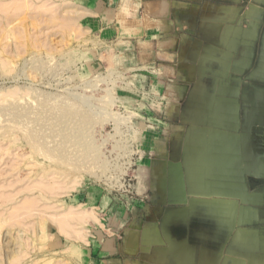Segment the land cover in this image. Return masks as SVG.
Instances as JSON below:
<instances>
[{
    "label": "crops",
    "instance_id": "0c3cea01",
    "mask_svg": "<svg viewBox=\"0 0 264 264\" xmlns=\"http://www.w3.org/2000/svg\"><path fill=\"white\" fill-rule=\"evenodd\" d=\"M84 1L148 92V200L90 197L88 264H264V0Z\"/></svg>",
    "mask_w": 264,
    "mask_h": 264
},
{
    "label": "rangeland",
    "instance_id": "374dc122",
    "mask_svg": "<svg viewBox=\"0 0 264 264\" xmlns=\"http://www.w3.org/2000/svg\"><path fill=\"white\" fill-rule=\"evenodd\" d=\"M84 2L0 0V218L13 220L0 227V264H88L87 242L67 238L45 214L74 206L84 220L75 229L88 238L99 220L89 200L96 192L129 212L148 200L137 177L147 126L126 100V90L148 96L147 87H132L130 51L101 34ZM125 170L139 196L126 195ZM34 179L49 183L46 195ZM32 209L46 212L43 223Z\"/></svg>",
    "mask_w": 264,
    "mask_h": 264
},
{
    "label": "bare ground",
    "instance_id": "6f19581e",
    "mask_svg": "<svg viewBox=\"0 0 264 264\" xmlns=\"http://www.w3.org/2000/svg\"><path fill=\"white\" fill-rule=\"evenodd\" d=\"M79 7V6H78ZM51 178V177H50ZM41 179V178H40ZM49 180H51V179H48V181ZM54 180V179H53ZM36 180L34 179V182H35ZM39 181V180H38ZM41 181H42V183H43V181H44V179L42 180L41 179ZM41 181H39V183L37 182V184L35 185V186H42L41 184L42 183H40ZM45 181H47V179H45ZM45 181H44V183H45ZM52 181V180H51ZM33 182V183H34ZM53 182V181H52ZM54 182H56L55 180H54ZM40 184V185H39ZM30 185V184H29ZM33 185V184H32ZM32 185H30L31 187H30V189L33 187ZM47 186H49V183L48 184H46ZM54 185V184H53ZM6 186V185H5ZM44 186H45V184H44ZM47 186H46V188H47ZM52 185H50V187H51ZM29 187V186H28ZM39 187V188H40ZM33 188H35V187H33ZM32 188V189H33ZM37 188V187H36ZM39 188H37V189H39ZM46 188H44L45 190H47ZM54 189V186H52L51 187V189ZM43 189V186H42V192L45 194V190ZM50 189V188H49ZM50 189V190H51ZM35 190V189H34ZM45 192H44V191ZM32 191V190H31ZM37 191H39V190H37ZM40 191H41V189H40ZM47 192H48V190H47ZM54 194V193H53ZM6 195V194H5ZM46 195V194H45ZM44 195V196H45ZM56 195V194H55ZM40 196H41V194H40ZM5 198H7V197H5ZM42 198V197H41ZM53 198V197H52ZM11 200H13L12 198H10ZM36 199H38V198H36ZM5 200V199H4ZM7 200H8V198H7ZM6 201V200H5ZM10 201V200H9ZM28 202H29V200H27ZM38 202V201H37ZM30 203H31V201H30ZM1 204V203H0ZM4 204H5V202H4ZM7 204V203H6ZM25 204V206H26V203H24ZM3 205V204H2ZM31 205H32V203H31ZM30 205V206H31ZM34 206L35 205H37V203L36 204H33ZM32 205V206H33ZM28 206V205H27ZM30 206H28V207H30ZM70 207V206H69ZM21 208V207H20ZM71 208H74V206H71ZM69 209V210H65V212H62V213H60V212H58V213H54L53 211H51L52 212V214H45L44 213V211H43V214H42V217H39V214L38 213H36L37 212V210L36 211H34V209H32V212H35V213H32L33 214V216L32 217H36V214H38V217L40 218H38L39 220H42V219H44V214H45V216L47 217V216H50L49 218H51V216H52V220H51V222L52 221H54V223H55V225H56V229L58 230V232H60V233H62L64 236H66L67 238H75V239H77V240H81V241H83V242H87L88 241V238H86V235H85V232H84V229H81V227L80 228H78L77 230L75 229V226H77V225H81V223H82V220H83V216H78V214L79 213H82L81 211H75V210H73V209ZM21 209H23V208H21ZM30 209H31V207H30ZM19 210V209H18ZM27 210H29L28 208H27ZM26 211V210H25ZM31 210H29V211H27V213L26 214H28L29 212H30ZM11 212V211H10ZM18 212V211H17ZM74 213H75V216H76V218H74V220H73V232L71 231L72 230V227H71V215L73 214L74 215ZM1 214V213H0ZM23 214H25V213H23ZM5 215V214H4ZM3 215V216H4ZM8 214H6V216H7ZM15 215V214H14ZM60 215H62V216H60ZM41 216V215H40ZM17 217V216H16ZM16 217H14V218H16ZM20 217H22L21 215H20ZM28 217H30V216H28ZM7 218V217H6ZM42 218V219H41ZM48 217H47V219H49ZM20 219V218H19ZM25 219V218H24ZM9 220V219H8ZM16 221H17V219H15ZM34 220V219H33ZM37 219H35L34 220V223L32 222V225L33 224H35V221H36ZM39 220H38V223H39ZM50 220V219H49ZM10 221V220H9ZM9 221H7V219L6 220H4L2 217L0 218V227L2 226V225H4V223L5 222H7V223H9ZM13 221V220H12ZM12 221H10V222H12ZM16 221H14L15 223L13 224L12 223V225L11 226H14V225H16ZM20 221V220H19ZM74 221H77V224L76 225H74ZM84 221V220H83ZM31 222V221H30ZM6 223V224H7ZM20 223V224H19ZM17 225H18V227L20 228V225H22L23 223H24V221L21 223V222H19ZM41 223H43V220L41 221ZM27 224V223H26ZM30 224V223H29ZM16 225V226H17ZM32 225H31V227H30V229L32 228ZM9 226V225H8ZM27 226H29L28 224H27ZM24 227V229L25 228H27V230L29 229L28 227ZM4 227V226H3ZM6 227H7V225H6ZM35 227V226H34ZM71 227V228H70ZM2 228V227H1ZM21 228L23 229V227L21 226ZM23 229V230H24ZM1 230V229H0ZM23 230H21L22 231V234L23 233H25V231H27V230H25L24 232H23ZM18 231H19V229H18ZM31 231H33V229L31 230ZM20 232V231H19ZM21 233V232H20ZM33 233V232H32ZM85 235V236H84ZM20 237H21V235H19ZM32 236H33V234H32ZM19 237V238H20ZM26 241H24V243H25ZM22 243V242H21ZM21 245V244H20ZM26 245H27V243H26ZM21 247V246H20ZM28 248V247H27ZM22 253V252H21ZM23 255V254H22ZM19 256V255H18ZM20 256H21V254H20ZM24 257V256H23ZM15 258H17V256L15 257ZM20 258V257H19ZM22 258V257H21ZM23 259V258H22ZM15 260V262H16V259H14ZM17 261H19L20 262V260L19 259H17ZM13 260H12V263H15ZM18 263V262H17ZM10 264H11V261H10Z\"/></svg>",
    "mask_w": 264,
    "mask_h": 264
},
{
    "label": "built area",
    "instance_id": "2783aa9c",
    "mask_svg": "<svg viewBox=\"0 0 264 264\" xmlns=\"http://www.w3.org/2000/svg\"><path fill=\"white\" fill-rule=\"evenodd\" d=\"M127 170H125L122 174L124 175L122 178L124 180V185H125V188H126V191L128 193H126V195L128 196H131V197H136L137 195L139 196V193H138V189H137V185H135V178L133 179V177H130L128 174L126 175V172ZM135 188H136V191H137V194L135 192ZM128 196V197H129ZM131 209H135L134 208H131Z\"/></svg>",
    "mask_w": 264,
    "mask_h": 264
}]
</instances>
